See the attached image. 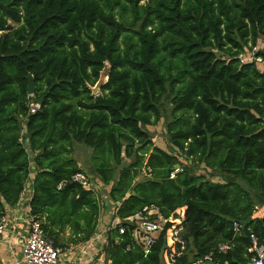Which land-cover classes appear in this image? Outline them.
Wrapping results in <instances>:
<instances>
[{"label":"trees","instance_id":"16d2710c","mask_svg":"<svg viewBox=\"0 0 264 264\" xmlns=\"http://www.w3.org/2000/svg\"><path fill=\"white\" fill-rule=\"evenodd\" d=\"M261 38L264 0H0V218L34 166L30 215L56 246L67 229L90 241L103 207L82 173L116 203L107 264H249L251 235L264 243V50L241 57ZM165 100L171 150L148 129ZM145 207L165 219L147 254L126 222Z\"/></svg>","mask_w":264,"mask_h":264},{"label":"crops","instance_id":"0c3cea01","mask_svg":"<svg viewBox=\"0 0 264 264\" xmlns=\"http://www.w3.org/2000/svg\"><path fill=\"white\" fill-rule=\"evenodd\" d=\"M77 149V148H76ZM89 154L91 150H86ZM79 166L85 170L84 163H82L77 156H74ZM120 172V169H118ZM38 170L36 167H32V173L30 175V179L25 185V190L21 196L19 203L14 206H5L6 207V215H4L8 219V224L6 226V230L2 237H0V264H18L21 262L23 258V245L26 242V238L28 235V227L27 224L20 220V217L28 215L30 213V200L32 197L33 184L36 172ZM86 171V170H85ZM87 173L90 174V172ZM89 177H93L90 174ZM88 185H84L87 189L97 190L100 195V199L106 202L109 198L110 187L104 185L99 179L96 177L94 180L88 179ZM116 204V203H115ZM113 208V207H112ZM155 208V207H154ZM156 209V208H155ZM159 209L155 210V214H158ZM115 210L114 208L109 209L107 206L105 210L102 208L101 217H100V225L102 226V218L105 217L108 220V225L110 224L107 231L111 226H115L120 220L116 217L114 218ZM3 216V217H4ZM108 216V217H107ZM158 219H165L159 215ZM98 230L96 234L92 237V239L86 243L73 244L71 243V236L69 229L66 230L65 233L61 235L60 241L65 246L59 247L61 249V259L63 264H107L106 255L102 249H104V245L106 246V232L104 230ZM101 247V248H100ZM102 252V253H101ZM23 264V263H20Z\"/></svg>","mask_w":264,"mask_h":264},{"label":"built area","instance_id":"2783aa9c","mask_svg":"<svg viewBox=\"0 0 264 264\" xmlns=\"http://www.w3.org/2000/svg\"><path fill=\"white\" fill-rule=\"evenodd\" d=\"M255 61L262 63L261 58H255ZM73 179L81 182L85 186L88 185V179L82 173L76 174ZM156 209L154 207H145L141 212L126 220V222H130L136 226L134 229V238L146 254L149 253L152 245L163 230L165 223L162 219L151 218L153 215L152 210L155 211ZM19 219L27 224L28 235L23 245V258L18 264H63L61 259L62 251L56 246L54 240L46 235L42 222L32 217L30 213ZM7 224L8 219L5 216L1 217L0 237L4 234ZM118 224H120V222L116 225ZM234 226L237 231L241 228L238 223H235ZM124 232L125 226H120V233L123 234ZM251 240L253 247L250 251L253 252V257L249 264H264V243H260L259 239L253 234L251 235ZM223 248H225V246ZM206 261H211L210 255L205 256L204 260H196L191 264H204ZM225 264L229 263L226 262Z\"/></svg>","mask_w":264,"mask_h":264},{"label":"rangeland","instance_id":"374dc122","mask_svg":"<svg viewBox=\"0 0 264 264\" xmlns=\"http://www.w3.org/2000/svg\"><path fill=\"white\" fill-rule=\"evenodd\" d=\"M259 50H264V38H261L260 41H258L257 46L254 47L252 50H248V49L246 50V54H244L242 56L243 60H255V58H254L255 53L258 52ZM259 67L261 68V70L264 71V66L259 65ZM101 79L103 80L104 83L107 81L106 76H102ZM103 82H100V83H103ZM100 83H98L95 87H92L94 95L100 94V92H101V84ZM171 110H172V107L169 104V101L165 100L163 102V106H162V111L164 114L163 119L160 121V123L158 125L148 127L149 131L151 132V134L153 136L155 144L159 147H162L163 149H166V150H171V147H169V145H168L167 136H166V125H167L168 121L170 120ZM86 150L87 149L84 146L77 147V149H75V151H74V156H77L76 158H78L82 163H84L85 170L87 171V170H89L88 167H89V162H90V154ZM124 160L125 161L123 164L127 165V164L131 163L134 160V158H131V159L124 158ZM88 172H90V171H88ZM195 173H197V174H208L209 171H207L204 166H201L199 169H197L195 171ZM213 179L215 181H221L222 180V179L219 180V178H213ZM101 203H102V207L104 210L108 206L110 211H111V209L115 208V205H116L111 199H107L106 202L104 200H101ZM258 209H259V211L257 214L259 216H263L264 215V206H260ZM152 212H153L152 214H155L154 210H152ZM102 220H103L102 226H101V228L99 227V229L104 230L106 232L107 229L109 228L110 224L109 225L107 224L108 220L105 217H103ZM174 232H176L175 236H177V231H174ZM104 247H105V245H104ZM101 251L104 252L103 249Z\"/></svg>","mask_w":264,"mask_h":264},{"label":"water","instance_id":"95a60500","mask_svg":"<svg viewBox=\"0 0 264 264\" xmlns=\"http://www.w3.org/2000/svg\"><path fill=\"white\" fill-rule=\"evenodd\" d=\"M101 82H103V80H101ZM100 84H102V83H100ZM35 89H36V87H35L34 79H33V76L30 74L28 76V93L30 95H33L35 93ZM119 176H120V172H119V170H117L116 176H115V181H118ZM133 187H135V185ZM133 194H134V192L127 193L126 197L128 198Z\"/></svg>","mask_w":264,"mask_h":264}]
</instances>
